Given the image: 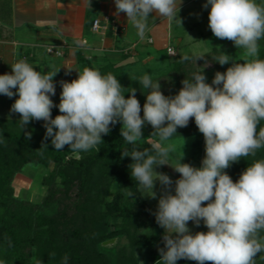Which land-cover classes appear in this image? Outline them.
Listing matches in <instances>:
<instances>
[{"label": "clouds", "instance_id": "obj_1", "mask_svg": "<svg viewBox=\"0 0 264 264\" xmlns=\"http://www.w3.org/2000/svg\"><path fill=\"white\" fill-rule=\"evenodd\" d=\"M114 2L116 14L125 13L141 39L151 13L182 25L178 15L182 0ZM209 6L208 27L215 37L245 49L243 63L223 53L213 60L220 65L232 61V66L224 73L216 72L211 85L205 82L202 69L184 79L178 94L171 97L161 92L158 80L144 75L138 82L150 91L143 118L136 89L129 88L131 95L126 99L124 88L112 74L102 75L86 67L77 79L61 81L58 105L50 96L56 94L53 77L59 70L42 73L20 60L11 65V73L0 75V94L18 96L10 111L20 114L21 126L43 120L45 139L51 138L56 151L65 145L74 151H89L102 142V134H109L110 125L122 123L121 137L132 148L122 151L121 158L130 156L133 160L129 167L138 182L137 191L155 199L157 180L166 190L155 213L157 224L165 229L164 248L158 249L163 264H177L181 259L197 264H255L257 255L264 253V238L259 237L264 230V160L248 166L236 182L224 171L264 147V127L257 131L264 120V60L258 58V41L264 38V5L256 0H206L204 7ZM204 58V54L194 53L182 60L196 64ZM204 66H208L207 60ZM53 107L61 113L54 119ZM193 117L205 140L202 167L181 162L173 166L169 157L174 146L165 142L177 134L178 127H187ZM146 123L159 141L140 150L135 145L142 139ZM162 165H170L181 174L175 181L174 195L170 191L172 179L154 171V166ZM201 220L208 231L192 234L188 222L198 227ZM67 260L65 257L64 264Z\"/></svg>", "mask_w": 264, "mask_h": 264}, {"label": "trees", "instance_id": "obj_2", "mask_svg": "<svg viewBox=\"0 0 264 264\" xmlns=\"http://www.w3.org/2000/svg\"><path fill=\"white\" fill-rule=\"evenodd\" d=\"M261 40L264 45V38ZM223 53L237 60L244 49L236 48L231 41L213 49L196 64L181 60L167 74L151 78L158 80L161 92L169 97L178 94L184 79H191L194 72L202 69L205 82L211 85L207 81L210 74L223 72L232 65V61L220 65L213 60ZM78 56L84 68L95 70L81 51ZM259 59L264 60V47ZM99 72L115 76L126 99L131 95L129 88L136 89L143 118V105L150 89H144L140 79L127 80L124 68L110 66ZM60 114L59 108L51 110L53 119ZM44 123L31 120L22 127L20 120L0 118V264H64L65 257L67 264H163L158 251L164 248L163 231L152 220L149 205L137 191L138 182L132 178L129 167L133 163L131 157L121 158L122 151L132 148L121 137L122 123L110 125L109 134H102V142L89 151H74L68 145L56 151L51 138L45 139ZM260 123V127L264 126V120ZM143 130L150 139L159 138L152 135L154 129L150 124L146 123ZM199 133L193 117L187 127H178L172 138H191ZM135 146L143 150L151 144L138 141ZM260 160H264L262 147L255 156L242 157L235 164L239 177ZM28 166L50 169L42 179L47 188L42 205L15 195V178ZM130 192L132 196L128 195ZM43 206L56 207L55 212L42 213ZM259 237L264 238V230ZM114 239L115 245L103 246ZM123 240L127 243L123 244ZM177 264L197 262L181 259Z\"/></svg>", "mask_w": 264, "mask_h": 264}, {"label": "crops", "instance_id": "obj_3", "mask_svg": "<svg viewBox=\"0 0 264 264\" xmlns=\"http://www.w3.org/2000/svg\"><path fill=\"white\" fill-rule=\"evenodd\" d=\"M193 2L182 0L178 13L181 20ZM107 19L110 30L95 33L94 21L100 20L105 25ZM194 25L195 22L191 23L187 27L191 32L185 33L183 21L180 25L175 20L169 22L151 13L148 29L141 39L126 14H116L114 0H91L90 5L88 0H0V75L11 73V65L20 60L42 73L59 70L53 77L56 92L50 96L53 103L60 100V82L77 79L78 72L84 69L79 51L98 71L110 66L124 68L127 80L131 81L146 74L158 77L167 74L174 63L182 60L185 54L180 45H196L207 36H214L212 31H207L208 35H192L190 27ZM177 32L180 33L175 40L179 46H174L173 35ZM189 37L194 39L189 41ZM51 47L61 51L62 56L49 54ZM215 48L219 47L212 50ZM169 49L173 53H169ZM17 98L0 94V109L4 106L11 109ZM4 115L9 117L3 118ZM0 118L21 119L19 113L10 110H0Z\"/></svg>", "mask_w": 264, "mask_h": 264}, {"label": "rangeland", "instance_id": "obj_4", "mask_svg": "<svg viewBox=\"0 0 264 264\" xmlns=\"http://www.w3.org/2000/svg\"><path fill=\"white\" fill-rule=\"evenodd\" d=\"M205 3H206V0H194L193 4L190 6V9H188V13H186V17L184 18V20H182L183 25H184V27H182V30L185 33L191 32L189 28L187 29V27L191 25V23L193 22H195L196 25H194L193 27H190L193 32L192 35H196V36L200 34L208 35L207 31H211V29L208 27V23H209L208 15L210 11V6L208 8H205L204 7ZM256 3L264 5V0H256ZM179 33L180 32H177L176 35H173L174 36L173 37L174 46H179V43L177 42V40H175V38L177 37ZM187 39L191 41L194 38L189 37ZM229 42L231 41L227 39H219L215 36H212V37L207 36L205 40L202 39V41H200V43L196 45L193 44L192 46L189 45L187 47V44L185 43L180 46H182L181 49L183 51V54L191 57L194 53L207 55L209 52H211L212 48L214 47L220 48L224 45H227ZM258 45H259V53H258V58H259L261 51L263 50V47H264L262 40L258 42ZM164 54L165 53H163V55ZM185 55H182V56H185ZM244 57H245V49H244V53L240 55L235 61L239 63H243ZM227 69L221 73L226 72ZM214 76H215V73L210 74L207 81L212 83ZM59 103H60V100L56 101L54 105H58ZM56 108L58 107H53L51 110H54ZM0 110H2V112H7L10 110V108H8V106H4V107H1ZM2 117L7 118L9 116L4 115ZM158 141H159V138L150 139L147 136L145 130H143L142 128V139L139 140V142L141 143L148 142L151 144L153 142H158ZM165 143L172 144L174 146V151L170 153V157H169V162L173 166L181 162V163L189 164L196 168L202 167V161L206 155L205 140H204L202 133H199L197 136L191 137V138H185V137L170 138V140ZM262 148L264 149V147ZM131 161L133 162L132 158H131ZM235 164L236 162H233L230 165V167L224 170L232 178L233 182L238 181V178H239L238 171L235 169ZM49 171H50L49 168H45L41 166H38V167L28 166L27 168H25L22 173L16 176L15 181L13 183V186L15 189V195L20 199L31 201L37 205H42L43 200L47 194V188L42 185V179L46 175H48ZM154 171L165 173L172 179L173 184L171 186L170 191H171V194L174 195L175 194V181L181 178V174L176 172L174 168L171 167L170 165L154 166ZM154 191L156 192L155 199L147 195H143V193H141L143 200L149 205L151 209L152 220L153 219L156 220L155 213L158 210L159 198L161 197V195L165 193L166 190L157 180L155 181ZM206 203L207 202H205V204L202 206H206ZM55 209L56 207L45 208L43 206L41 208V211L42 213H45V214H52L53 212H55ZM187 226L190 229V232L192 234H195L196 232L206 233L208 231L207 227L203 223V220H201L200 225L198 227L191 221L188 222ZM161 229L163 231V236H164L165 229H163L162 227ZM172 235L175 236L176 234L173 233ZM261 242L264 243V240ZM122 243L125 244L127 243V241L123 240ZM162 243H164L163 237H162ZM255 264H264V253L257 255V257L255 258Z\"/></svg>", "mask_w": 264, "mask_h": 264}, {"label": "built area", "instance_id": "obj_5", "mask_svg": "<svg viewBox=\"0 0 264 264\" xmlns=\"http://www.w3.org/2000/svg\"><path fill=\"white\" fill-rule=\"evenodd\" d=\"M107 24L103 25L102 22L100 20H95L93 23V31L95 33H100V32H107L110 30L109 27V19L106 20ZM152 42V41H151ZM48 53L52 54V55H57L59 57L62 56V52L57 50L55 47H51L48 49ZM169 53H173L172 49H169Z\"/></svg>", "mask_w": 264, "mask_h": 264}, {"label": "water", "instance_id": "obj_6", "mask_svg": "<svg viewBox=\"0 0 264 264\" xmlns=\"http://www.w3.org/2000/svg\"><path fill=\"white\" fill-rule=\"evenodd\" d=\"M116 243H117V240L114 239V240H110V241L104 243L103 246L104 247H111V246L115 245Z\"/></svg>", "mask_w": 264, "mask_h": 264}]
</instances>
